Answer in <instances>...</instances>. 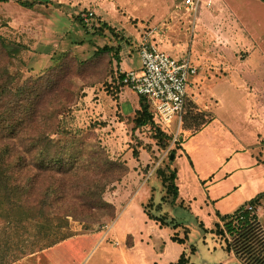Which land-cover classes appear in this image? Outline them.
<instances>
[{
  "label": "trees",
  "instance_id": "obj_1",
  "mask_svg": "<svg viewBox=\"0 0 264 264\" xmlns=\"http://www.w3.org/2000/svg\"><path fill=\"white\" fill-rule=\"evenodd\" d=\"M76 18L82 26L95 28L97 34L104 27L111 30L106 24ZM16 49L10 48L0 35V264L12 263L71 235L62 232L68 217L84 229L109 223L115 216V207L104 198V192L128 171L124 161L109 157L94 132L91 137L88 129H67L60 119L75 102L72 79L80 77L91 59L100 55H111L118 63L121 45L105 42L95 46L91 58L84 61L62 52L36 76L24 77L12 86L16 77H21L19 73L12 74L7 66ZM184 116L185 110L183 121ZM193 117L198 120L187 128L196 129L206 121L201 113L195 112ZM126 121L131 124L129 135L134 141L132 156L138 158L140 151L147 153L150 161L142 172L152 169L146 179L154 177L160 183V195L150 197L143 204L144 211L160 227L172 230L171 241L185 245L172 264H196L190 259L197 250L195 242L189 240L192 228L184 217L168 213L177 207L189 212L178 199L173 157L167 155L162 165L168 151L175 153L170 144L179 148L181 137L171 142V134L154 122L150 106L141 95ZM56 130L69 135L70 140L54 142L50 133ZM260 197L230 213L215 212L216 220L209 228L194 217L196 227L215 242L212 248L233 255L235 264H264V225L254 212ZM246 204L253 209L247 210ZM228 262L226 259L214 264Z\"/></svg>",
  "mask_w": 264,
  "mask_h": 264
},
{
  "label": "rangeland",
  "instance_id": "obj_2",
  "mask_svg": "<svg viewBox=\"0 0 264 264\" xmlns=\"http://www.w3.org/2000/svg\"><path fill=\"white\" fill-rule=\"evenodd\" d=\"M180 1L128 0L121 7L120 1L116 0L115 6L112 5L114 6L113 11L103 7L101 0H89V2L86 1L85 4L80 6L74 4L68 6L65 3V7L60 6L57 9L58 13L61 14V17L57 20H54L55 17L51 14L52 9L48 10V14L53 20L52 26L35 28V33L40 36L38 37L39 41L36 43L25 40L24 26L20 28L13 27L11 29L5 22L0 23V30H5L4 33H0L2 38L10 48H17L16 52L12 54V58L9 59L7 66L12 74L19 73L21 77H16L12 86H15L24 77L36 76L46 67L53 64L56 61L52 60L53 57L59 58V54L62 52H67L70 57L84 61L91 58L90 56L95 46L102 45L105 42L113 45L120 44L122 47V65L126 68L137 69L139 67L138 41L148 28L157 27L158 31L152 37L156 46L158 43H164L171 48L170 50L167 49V51L176 55L190 52L191 57L198 60L197 65L202 63L198 67L197 72H201L204 78V85L201 90H195L194 86L189 89V95L186 98L184 106V121L181 124V128L195 125L194 122L198 120L197 117H193L195 116V112L202 114V120H207L214 114L215 118L218 119L220 117L224 119L234 131L243 135L245 143H252L254 141L251 136L253 133L251 128L245 124L246 121L243 115V111L247 107L246 100L250 99L248 98V93L243 89L236 88L231 83L229 84L227 80L224 81V78L228 77L226 67L230 66L231 69L242 72L245 83L252 84L254 88L264 85V54L259 51L262 50L264 52V2L262 0H226V5L222 6L221 16L219 15L223 23L221 26H216L227 37L228 40L225 41L220 36L212 35V33L204 35L199 31L198 26L200 22L198 20L200 18L204 20L205 15L203 14L211 11L212 4L206 5L202 0H199L194 17V20L195 18L197 19L195 21L196 25H193L194 27L191 31L190 27L184 24L183 21L185 17L192 18L191 13H185L183 8L173 7L175 3L178 4ZM87 10L93 11V16L88 21L98 25L106 24L111 30L113 29V32L108 27H104L101 30L102 33L97 34L94 32L95 28L94 30H90L82 26L76 16H80L79 14ZM171 16L173 17L171 18ZM162 23H165V25H163L162 29H159ZM206 23L211 24L207 18ZM237 25L247 30L252 39L245 36L248 41L240 43L238 41L240 38L239 33L236 31L238 28H235ZM208 27L210 30V26ZM9 28L10 32L7 30ZM91 60L88 68L81 72L83 77L80 75V77L72 79L76 92L75 102L60 115L61 124L67 129H88L90 136L91 132H94L100 145L106 150L110 158L119 159L120 157L124 158L125 161L131 162L130 164H134V158L129 151L134 141L132 143V141L130 142L125 138L123 128L116 117L119 115L117 110L120 109L116 95L120 90L116 75L119 64L111 55H100ZM223 70H226V74L223 73L225 72ZM233 75L234 71H231L230 76ZM211 82L213 85L210 91L215 94L217 93L221 97L223 101L222 107L214 104L215 100H213L207 86ZM122 89L128 90L125 87ZM130 95L129 97L132 98L134 94ZM126 98L130 101L128 96ZM95 104L98 105V110H94L93 105ZM203 105H207L208 107ZM131 106L130 104L128 109L130 108L131 110ZM99 110L101 112H97ZM94 118L97 119L94 121ZM91 127L96 128V131ZM242 131H244L243 134ZM50 137L54 142L61 144L70 140L69 135L62 134L59 130L51 132ZM170 147L174 148L175 153L172 154L168 151L164 156L162 165L167 161L166 156L172 154V164L179 166L177 159V155L178 157L180 155L178 153V146L170 144ZM201 147L206 148L204 142L201 143ZM205 153L211 166L215 169L212 181L219 179L225 184L223 191H231V181L228 177L222 176V169L217 167L216 161H212L214 156L212 152L205 151ZM142 158L143 161L148 160L145 153H143ZM181 161L186 163L184 158ZM186 166L188 167V165ZM151 170L146 174L145 172H141L142 177L143 175L147 177ZM146 177L144 179L139 178L135 183L130 192L132 195L131 200H141L149 185L154 186L153 197L155 199L160 195V183L158 179L150 177L147 180ZM110 185L107 186L106 192L116 189L114 185ZM199 188L198 186L196 188L191 187V192L197 191V196L201 197L202 191ZM250 189L247 185L240 193L234 191V193L230 194L229 199L233 200L234 198L238 202H242L251 195ZM256 189H262V186H257ZM125 190L127 192L129 188ZM126 192L123 193V196L127 194ZM106 197H108L107 193ZM120 199L122 201V197ZM208 206L210 207V205ZM218 208L226 210L221 205ZM173 212L178 216L184 215L188 225L194 227L193 218L185 209L177 207ZM211 217L213 220L214 216ZM212 220L203 218V221L208 224H211ZM260 220L264 225V215L260 216ZM78 224L81 225V223L68 217V224L62 232L73 234L83 231L82 225L79 229ZM93 226L98 228L100 225L94 224ZM101 226L104 228L105 225ZM109 229L111 228H108L105 233L104 231L89 232L85 236L69 241L73 244L67 248L62 247L57 251L51 250L50 252L39 253L33 258L39 262L37 264H48L49 260L56 258L57 255L60 258L70 260L72 264H105L103 258L105 254L107 255V251L103 250V245L106 243L103 236ZM203 235H205L204 239H202ZM159 237L160 241L157 243V246L160 249L167 246L165 258H172L179 249L178 245L170 241L168 233L161 232ZM189 240L191 243L195 242L197 245V250L190 255L191 261L196 264H214L226 259L229 261L228 264L236 263L233 255L229 256L226 253H222L218 248H211V245H213L212 239L198 228L192 229ZM108 241L110 242L111 239ZM128 242L129 236L125 238L122 246L124 247V244ZM117 245V243H113V246ZM32 259L30 260L34 261Z\"/></svg>",
  "mask_w": 264,
  "mask_h": 264
},
{
  "label": "crops",
  "instance_id": "obj_3",
  "mask_svg": "<svg viewBox=\"0 0 264 264\" xmlns=\"http://www.w3.org/2000/svg\"><path fill=\"white\" fill-rule=\"evenodd\" d=\"M25 1L31 2V5H27ZM68 1L69 0L1 1L0 23L5 22L9 27H11V29L13 27L20 28L21 26H24L26 34L25 40L31 43H36L39 41L38 37L40 36L35 33V28H45L51 25L53 22L52 18L48 14V10L52 9L51 14L54 15V20H57L61 17V14L58 13L59 11L57 9H59L60 6L65 7V3H67L68 6L73 4L80 6L85 4L86 1L89 2V0H70L71 2ZM117 1H120L122 7V5L128 0ZM115 2L116 0H101L103 7H106L107 10L111 11H113V8L116 4ZM202 2H204L206 5L212 4L213 6L210 12L207 11V14H203L205 15L204 20H202V18L198 20L200 22L198 26L200 29L199 31L204 35H206L207 33H212V35L220 36L224 38L225 41H227V37L224 36V34H222L221 31L216 27L221 26V24L223 23L220 16L223 9L222 6L226 5V0H202ZM176 4L177 3H175L173 7H175ZM172 17L173 16H171V18ZM206 18L210 20L211 24L206 23ZM191 19L192 18L189 19L185 17L183 20L184 24L191 27V24L188 21ZM196 20V18L195 20L193 19V25L196 23ZM208 26H210V30ZM235 28H238L236 29V31L239 33L240 38L238 41L240 43L248 41L245 36L252 39V36L247 30L240 28L239 25L235 26ZM7 30H9L10 32V28ZM4 31L5 30H0V33H4ZM157 46L165 51H167V49H171L164 43H158ZM259 51L264 54L262 50ZM121 52L122 47L119 52L120 60L118 62V68L121 70L133 69L126 68L122 65ZM168 53L174 57H181L183 55H176L172 52ZM188 53L190 54V52ZM191 59L194 62H198V60H195L193 57H191ZM226 68L228 77L224 78V81L227 80L229 84L231 83L235 85L236 88L245 90L248 93V98H250L246 100L247 107L244 109L243 115L244 120L246 121L245 124L252 130L253 134L251 136L253 137L254 141L250 144L245 143L243 141V135H240L236 131H234V129L227 122H225L224 119H221L220 117H218V119L215 118L214 114L196 129H182L180 147L178 148V153L180 155L179 157L177 155L179 166L175 165L177 168L176 184L179 194L178 199L188 207V213L193 218L194 227H191V225H189L192 229L197 228L195 225L194 217L198 220H201L205 228H209L216 220L215 212H219L220 214L230 213L240 205L247 203L250 199H253L259 195L261 197L259 198V201L256 203V205H254V212L259 219L260 216L264 215V85L262 87L259 86V88H254L252 84L245 83V80L242 77V72L231 69L230 66H227ZM223 71H225L223 73L226 74V70ZM231 71H234L233 76H230ZM203 85L204 78L201 75V72H197L196 75H193L190 78V82L188 85L189 87L187 88V96L189 95V89H191V87L194 86L195 90H201ZM212 85V82L210 84H207L209 91ZM130 94H134L132 98L129 97ZM210 94L213 100H215L214 104L218 107H222L223 101L221 97L217 93L215 94L212 91H210ZM116 95L120 107V109L117 110V113H119V115L116 116L117 121H119L121 127L123 128L125 138L131 142L130 135H128V132L130 134L131 124L127 123L126 118L131 117L134 109L137 107L138 95L132 91L122 88H120ZM127 96L128 98H130V101L127 100ZM130 104L132 105L131 110L130 108L128 109V106ZM93 108L94 110H98V105H93ZM97 112H101V110ZM95 119L97 118H94V121ZM93 130L96 131V128H93ZM243 132L244 131H242V134ZM202 142H204L205 144V149L201 147ZM131 149L132 148L130 146L129 151L132 156ZM205 151L212 152V154L214 155L212 161H216L217 167L222 169V176L228 177L230 179L232 187L231 191L224 192L223 188H225V184H223L219 179L212 181L215 169L213 166H211L209 160L207 159V154L205 153ZM143 153L145 152L140 151L138 158L132 156L135 161L134 164H130L131 162L127 160L125 161L124 158L119 157V159L124 161L127 165L128 171L118 182H114L110 185H114L116 187L115 190L106 192L108 189L106 188L104 192V198L111 202L115 207V216L112 220H110L108 224H106V228H102V226L96 228L93 226L88 229H83V231L73 233L62 239L61 241H58L42 250L27 254L26 256L9 264H37L39 262L33 257L38 255L39 253H46L50 252L51 250L57 251L62 247L67 248L73 244L69 242L73 239L85 236V234L89 232L104 231L105 233L108 228L111 229H109L103 236L106 241V243H104L103 245V250L105 252L107 251V255L105 254L103 258V262L105 264L173 263L179 253L184 250L185 245L178 244L172 241V243H175L179 247L177 253L172 258H165V250L167 246H164L161 249L157 246V243L160 241L159 236L161 232L165 234L168 233L169 238L172 230L167 227H160L159 224L154 219L149 218L144 211L143 204L153 196V186L149 185L148 189H146V191L144 192L143 198L141 200L134 201L133 199H130L132 196L130 192L137 180L139 178L144 179L146 177L145 175H143L142 177L141 172L145 164L149 162V158L147 153H145L148 160L143 161ZM182 158L185 159L186 163H183L181 161ZM186 165H188V167ZM247 185L251 188L250 190L252 193L244 201L238 202L234 198L233 200L229 199L231 193H234V191L240 193ZM196 186L200 187L199 189L202 191L201 197L197 196V191L191 192V187L196 188ZM257 186H262V189H256ZM126 188H129V191L126 192ZM124 192H126L127 194L123 196ZM106 193L108 194L109 198L106 197ZM120 197H122V201ZM208 205H210V207ZM220 205L223 206L226 210L219 209L218 207H220ZM133 206H135L134 210ZM168 213L175 215L172 210H169ZM175 216L184 217L186 219L184 215ZM211 216H214L213 220ZM203 218L212 220L211 224L205 223L203 221ZM78 226L80 229L81 225L78 224ZM127 236H129V242L125 243L123 247L122 243L125 238H127ZM109 239H111L110 242L108 241ZM113 243H117L118 245L113 246ZM214 245L215 242L213 241V245H211V248ZM30 259L34 261H31ZM51 259L52 260H49L48 264H72L70 260L60 258V256L58 255L56 258ZM223 261L225 262L226 260Z\"/></svg>",
  "mask_w": 264,
  "mask_h": 264
},
{
  "label": "built area",
  "instance_id": "obj_4",
  "mask_svg": "<svg viewBox=\"0 0 264 264\" xmlns=\"http://www.w3.org/2000/svg\"><path fill=\"white\" fill-rule=\"evenodd\" d=\"M198 2L199 0H181L175 5L176 8H183L185 13H191L192 19L188 20L191 24L190 30ZM92 16V10L80 14L84 22ZM163 25L165 23H162L159 29H162ZM157 31V27H151L141 35L137 44L139 67L128 70L118 68L117 84L119 88L125 87L147 100L154 122L171 134L172 142L182 135L181 124L187 86L202 64L197 65L198 62H194L188 52L181 57H174L157 47L152 40ZM245 208L253 209L249 204H246Z\"/></svg>",
  "mask_w": 264,
  "mask_h": 264
},
{
  "label": "water",
  "instance_id": "obj_5",
  "mask_svg": "<svg viewBox=\"0 0 264 264\" xmlns=\"http://www.w3.org/2000/svg\"><path fill=\"white\" fill-rule=\"evenodd\" d=\"M170 157H172V154H170Z\"/></svg>",
  "mask_w": 264,
  "mask_h": 264
}]
</instances>
